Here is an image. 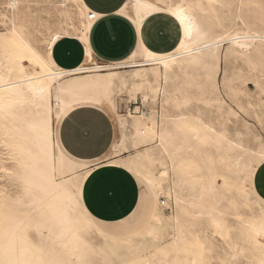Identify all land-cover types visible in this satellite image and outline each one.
I'll return each instance as SVG.
<instances>
[{"label":"bare ground","instance_id":"6f19581e","mask_svg":"<svg viewBox=\"0 0 264 264\" xmlns=\"http://www.w3.org/2000/svg\"><path fill=\"white\" fill-rule=\"evenodd\" d=\"M54 1H53V5H56V11L55 12H57L59 14L60 18L63 20V22L66 25V27H64L60 30L58 29L59 30V31H57V32H59L58 39L53 37L55 39V43L59 39H61L62 37H75V38L79 39L83 43V45L85 46L86 58H85L84 64H82L81 67H79L77 69H73V70H65V69L58 67L55 64V75L54 76L51 74L52 70H47V72L45 73V75H47L46 79L43 78L37 72H32L30 74L32 76V80L29 82L27 76L22 75L19 71L12 74L10 77L9 76V69L7 67L8 60L6 57H4L2 54H0V76L3 77V81H0V88L5 87V84L7 82L15 83V84L20 86L19 89H13L12 92H0V96H4V97L12 96L13 99L20 101V107L18 108V111L20 112L21 115H27L28 120L31 122H37L42 118V116H46L49 113H51V117L53 120V118H55V116L57 115V109L58 108L63 110L65 108H68L69 105H76L77 103L90 104V103L103 102L104 106L106 108H108L109 111L114 115V119L116 121L118 132H119L120 137H121V140L119 141V146L122 148L123 151H127V152L134 151V150H137V148L140 147L141 145L147 146L148 144L150 145V143L153 144L152 146L150 145L149 147H147L145 149L143 148L144 149L143 152L136 151L135 155H134L135 160H133V162H131L132 160H129L130 162L129 161H123V162H121V164H118V165L116 164V166H119V167H121V165H125L126 167H122V168L127 169V170L131 167H134L135 163H138V162H139V164H142V163L149 164V167H151V168L153 167V170L149 171V169H148V172L146 173V175L151 176L153 178V180L155 181V189L151 190L153 204L149 207V217H148V221H147V226L141 227L143 229V232L141 233V236L139 237L138 243L135 246L138 249V252L140 254L147 255V256L151 257L155 253L157 246H160V247L168 246V247H170L173 243L171 238L180 237L182 235L181 230H183V236H186L188 239H193V236H192L193 232L191 230H186L187 228L185 229V226L181 222L182 217L186 216L188 213V209L186 206H189L192 211L194 210V214L201 217V218H203L202 216H207L209 218V223L213 227V229L219 233L224 232L227 235V237L229 238V235H228L229 233L226 231V226H225V219L226 218H224L222 212L220 210H218V206H220L219 202H217L218 198L216 199L217 201L215 200V197L218 196V195H215L216 191H218L217 190L218 183L216 184V180H215L216 178L214 179V177H213V176H215L214 175L215 170H214L213 174H211V176H208L207 178L205 176H201V178L205 177L206 181L202 180V182H199V181H195V179L192 180L194 178L193 173L196 172L197 169H199V163L203 164V161L210 162V157L208 156V154H205V156L200 155L197 159H195V157L192 158L190 155L192 153L191 152L192 146L191 145H190L191 147L185 146L183 144V142L186 138L184 135V131H180V130L183 129L186 131L189 127H192V126L198 127L200 129V139H199V141L195 140L198 143L205 142V141H208V143H209L210 141H212L209 139V137H213V132L216 133V137H214L213 139H219V143H224L222 140H225V138L221 135V132L215 131L214 127H212V125L210 126L208 123H205L206 121L203 122L201 120L200 116H198L200 114H197V113H196L197 114L196 116L195 115L193 116V114H192V117L189 115L190 113L188 114V113H183V112H179L177 114H172V115L168 116L169 120L171 121V126H172L171 128H168L165 125L164 119H166V117L164 115L161 116L159 113L158 114L160 115L159 116L160 121H158L156 116L154 118V116H153L154 114L153 115L151 114L152 116H150V117H148V116L146 117V116H144L146 114L143 112L140 115L138 114V116H135V115L132 116L131 113H128L126 116H120V114L117 115L116 111H115L116 96L118 95V93L126 91L127 93H129L131 95V98L133 100H137L138 95H140L141 96L140 101L142 103H147L149 100H151L153 103H157V101H159L160 99L161 100L164 99L165 100L164 103H166V104L172 103L173 107L175 109L179 110V108L181 106H186L188 104V96L183 95V93H186V92H184L185 88H187V87L190 88L191 86H196V87H198L197 92H199L201 95H206V94L210 95L209 100L219 104L220 105L219 107L222 108L223 107V105H222L223 101L221 102L219 97H218L219 96L217 94L219 92L218 91V85H217L218 83H216L217 75L219 74V71H220V63H221V61L227 62L230 59H232V60L244 63L248 67V69L251 68V70L257 66L260 67L261 66L260 64H262L261 50L264 49V43L261 42L259 37L264 36V21L260 22L259 24L254 23V22L248 23L246 20H244L242 18L241 12H240L241 6H239L238 7V14H236V16H233V17L240 19V21H241L240 25H242V28H235L234 27L233 29H231L232 27L231 28L229 27L230 30H228V31L223 30L224 31L223 33H221V30H220L219 34H226L227 32L233 31V30H239L241 32H246L250 36L255 37L254 40L247 41V43H250L253 46L251 48H246V49H236L234 44H227L226 42H221L219 44V46H216L215 41H219V35H215V36L210 35V37H207L205 35V32H207V30L209 28H207L205 21H204V16H203L204 10H203V8L200 7V5H201L200 3L202 0H143V1H150L153 4H155V6L156 5L163 6L165 4L182 5L183 9L187 12V14L189 16L193 17V19L196 21L198 27L201 29L200 35L196 36L194 34V38L191 40V42L187 43L186 49L180 48V41H179L177 47L174 50H172L171 52H169L167 50L169 53L156 54V53L151 52V55H149L150 51H148V50L146 51L145 48L140 44V46L129 57H127V59L124 60L123 62L112 63V64H107V63L102 64V63H99L98 61H96L94 59V57L92 56L93 54L91 53L92 50L90 51L88 43H87L90 28H91L93 22L95 21V19H98V16L94 14L95 18L89 19V12L87 10V7L84 5V3H82V0H57V2H54ZM140 1H142V0H140ZM211 1L214 2L215 0H209L210 3H211ZM231 1H229V2H231ZM239 1H240V3L242 2V0H239ZM13 2L17 4V8L12 10V12L10 14V18H9V24L12 23L13 18H15L17 24L22 23L23 20H24V23L28 24L29 18L32 16V15H30V11H29L30 8L29 9L24 8V15H23L22 11L20 9L23 1L22 0H8V3H13ZM136 2H138V1L137 0H127L125 2V4L123 5V7L118 11V13L121 14V12H123L124 13L123 16L130 19L131 22L136 27V29H139L141 23L144 20V19H139V17L137 16V13H140V11L135 7L134 13L131 16V18L127 15V12H126L127 7L129 5H132V6L135 5ZM221 2H223V0ZM224 2H225V0H224ZM251 3H254V2L252 1ZM24 4H25V1H24ZM251 6H252V4H251ZM73 7H76V9H77V11H75L76 12L75 14H77V16H79L81 18V21H80L81 24L78 27H75L72 24H70L71 22L69 23V20H68L69 16L72 14L71 8H73ZM205 7H206V5H205ZM221 8H222V3H221ZM218 10H219V8H218ZM222 10H224V9H222ZM222 14H223V12H222ZM57 15H56V17H57ZM83 16H85L84 21H82ZM224 17H227V16H224ZM33 19L34 18H32V20ZM137 19H139V23L136 22ZM77 20H79V19L77 18ZM220 20H222V19L220 18ZM224 23H225V21H224ZM55 28H56V26H55ZM218 29H220V28H218ZM140 30H141V28H140ZM210 32H211V29H210ZM81 36L83 37V39L78 38ZM183 38L184 37H183L182 32H181V39H183ZM205 45H208V47H205ZM224 45H226V47L224 48V51L222 52ZM177 49H180V50L177 51ZM232 49H234L235 51L245 52L246 54H248L247 58L235 55L234 51H232ZM187 50H191V54H188ZM158 53H159V51H158ZM172 57H175V58L173 59ZM164 61L167 62V66H165ZM261 68H264V66L263 67L261 66ZM121 69H124V70L120 71ZM125 69H127V70H125ZM249 71H250V69H249ZM256 71L259 72L258 68ZM222 73H224V72L222 71ZM250 75H251V71H250ZM254 75L257 76V74H254ZM262 75H263V73H262ZM194 77H198L199 80L194 81ZM242 79H243V77H242ZM226 80H227L226 77L223 75L222 76V83H223L222 85H224V88L227 89V92L229 90L228 95L230 97L232 104H234V106L237 109H239L240 112L241 111L244 112L245 111L244 105L238 99H236L237 95H239V93L241 94V91H239V89H237L236 83L233 87H230L229 85H227ZM258 81H260V80H258ZM258 81H256L254 85L256 86V88L260 92L263 93L264 87H263V85H261L262 83L259 84ZM29 89H31V91H29ZM41 90H43L42 91L43 99L38 101L37 104L24 103V101L27 97L39 96L41 94ZM187 90H189V89H187ZM190 90H192V89L190 88ZM17 91H19L21 93V95H17L16 94ZM234 94H236V95H234ZM177 95H180V97H179L180 100L179 101H172V98L174 96L177 97ZM234 96H236V97H234ZM225 99H226V96H225ZM161 100H160V102H161ZM173 100H176V99H173ZM52 102H53V104H52ZM199 106H198V108H199ZM159 107H161V106L159 105ZM24 109L27 110L26 113L24 112ZM138 109H139V107H135V110H138ZM186 109L188 110V108H186ZM205 110H207V109H205ZM212 110H213V108H212ZM173 111L175 112L176 110H173ZM208 111H210V110H208ZM227 111L229 113L228 115H230V114H231V116L235 115L234 109L229 105H227V110L225 111V113ZM37 112H39L41 115L37 116L36 115ZM190 112H191V110H190ZM192 112H193V110H192ZM204 112H206V111H204ZM135 113H138V112L136 111ZM168 115H169V113H168ZM228 115H226V116H228ZM220 117H221V115H220ZM229 119H230V117H229ZM212 121H210V122L212 123ZM238 121H240V120H238ZM208 122H209V120H208ZM221 122L223 123V119ZM215 123H217V122H215ZM248 125H250V124H248ZM248 125L246 124V127ZM15 126L16 125L13 124L11 121H5L3 119H0V144L3 143L5 137L11 138V136L9 135V130L13 129ZM23 127H24V130L27 132V126L24 125ZM208 128H211L213 131H211V132L207 131L206 129H208ZM228 128H229V126H228ZM238 129H240V128L238 127ZM162 133H163V138L161 136ZM169 133H171V134H169ZM227 133H229V131ZM230 134H231V132H230ZM31 135H34V134H31ZM253 135H257V134H253ZM227 136H230V135H227ZM241 136H242V134H241ZM248 136H250V135H248ZM233 138H234V136H233ZM249 138H251V137H249ZM239 140L241 141V139H239ZM247 140H249V139H247ZM176 141H179L181 144H177ZM225 141H226L225 142L226 146L230 149V151L234 150L236 148H239V147L242 148L241 147L242 145H240L241 143L237 142V140L234 141V140H228L227 139ZM249 142H250V140H249ZM247 143L244 142L242 144H247ZM214 144L216 145L218 143L214 142ZM233 145H235L236 147H233ZM247 146L248 145H246V147ZM248 147L250 148V146H248ZM112 148H113V150H115L116 146L112 145ZM197 148H195V150H193V151L198 152L196 150ZM189 149H191V150H189ZM242 149H244V147ZM246 149L248 150V148H246ZM198 150H199V148H198ZM214 150H215V148H214ZM247 150H246V152H247ZM262 150H264L263 147L259 148L257 150L251 149L250 153L252 154V156H254V154L258 155ZM34 151L36 153H39L40 157L43 156V153L40 151L39 148H34ZM248 151H250V150H248ZM221 152H218L219 157L215 160V162H219V164H221L223 162V160L227 157L226 156L224 158L221 155ZM169 153L171 155H169ZM188 153H190V154H188ZM214 153H215V151H214ZM163 156H167L170 160V163L165 162L163 160V159H165V158H163ZM60 157H61V152H60L59 146L57 145V137L55 136V133H54L53 138L51 140V143L48 144V146H47V159L49 162V166H51L53 158H55V162H56L57 167L58 168H60L61 166L63 167V173L61 175L64 177L66 186L69 188H71L73 186V182L79 178L78 174L80 172L84 171L85 166L89 165L92 162H95V161H77V160L71 158L70 156H68L66 153L63 157V160H61ZM233 157H234V155H233ZM4 159H5V157L2 154H0V162H2ZM173 159H175L177 161V164H176L177 170L176 171H173ZM239 159H241V158H239ZM248 159H250V156ZM231 161H230V163H231ZM246 161H251V160L246 159ZM115 162H117V160ZM210 163H208V164H210ZM108 164L109 165H115V163L112 161H110ZM165 164H167V169L164 168ZM212 164H214V161L212 162ZM234 165L237 166V168L243 169L244 164H242V162H234ZM259 165L260 164L257 163L256 168ZM235 166L233 169H235ZM169 168L171 169V172L173 173L175 180L172 184L171 189L169 191H167V193H165L164 192L165 190L163 191V185H164L165 181L168 179V176H161L160 172L164 171V170H167L169 172V170H170ZM214 168H215V166H214ZM256 168H255V170H256ZM200 170H201V168H200ZM243 170H240V171H243ZM219 171L220 170H218V173H219ZM210 172H212V170ZM106 174H107V172H106ZM207 175L208 174H206V176ZM224 177H227V176L224 175ZM222 178H220V179H222ZM223 180H224V178H223ZM12 181H15L17 184H19L17 177L8 176L6 173L0 172V193H5L4 196H0V218H4L5 223H7V216L10 213L11 207L9 206V203H11L15 206H18L21 209L23 208L24 214L21 213V215L13 216V217L17 221H24V223H23L24 225H25V223H28V221H30V220H32V221L40 220L42 213L47 214L49 212L48 205L55 203L59 206H62L63 209L69 215V217L72 220L71 227L73 230L78 232L80 235L84 231L86 223H88L90 220L85 219L84 217L77 216L76 213L72 212L70 205L67 203V201H64L61 199L60 193L45 194V193H40V192L34 190L32 193V196L35 199L27 198V203L21 205V204H17L16 200H17V193L22 194L23 188H22V186H20L18 188V190L15 191L16 193L14 196L9 195V193H10L9 189H11L12 187L9 188L8 184H10V182H12ZM227 181H229V180H227ZM231 183H232V181H231ZM231 183H230V185H231ZM228 185H229L228 183L223 182V186L228 187ZM243 188H245V187H243ZM219 190H222V189H219ZM238 191L240 192L241 196H244L247 194V193H245V191H240V190H238ZM235 193H238V192H235ZM165 194L171 201H173L174 206H176V211L174 214L165 215L166 213L164 214L163 209L159 206V204H161V202H159L158 199L160 196L165 195ZM235 195L237 196V194H235ZM209 196L213 200V202L211 204V205H213V207L212 208H208V207L200 208L198 206V204L203 203L202 201H203L204 197L209 198ZM237 197L239 198V195ZM241 198H245V197H240L239 200ZM260 198H258L259 201L257 200L256 202H261L262 200H260ZM207 200H209V199H207ZM220 200H221V198H220ZM157 201L159 202V204ZM177 201H180V203L178 204ZM241 201H242V199L240 200V202ZM7 202H9V203H7ZM82 204H83V202H82ZM163 204L164 203L162 202L161 205H163ZM249 206H251V205H249ZM249 206L247 205V207H249ZM260 211H261V213H259L258 215L255 214L254 218H257V219H255L253 221H249L248 219L246 220V218H249V217L245 216V220L243 219V221H240L239 227H238L241 231L240 235L242 236V238L246 239L252 245L251 247L254 248V251H255L254 260L255 261H253L252 263L255 262L256 264H258V261L260 260V258L262 256H264V252H262L257 247L258 242L264 241V235L257 237L255 235L250 236L249 233L251 232L252 228L258 227V225L260 223V218L262 216H264V210L261 209ZM252 217L253 216H251V218ZM196 220L198 221V219H196ZM202 220L205 221L204 218ZM240 220H242V219H240ZM91 221L94 222L92 219H91ZM28 224H30V223H28ZM31 225H32L33 229L35 230L34 224H31ZM194 226H196V225H194ZM227 227H229V226H227ZM21 228H19V229H21ZM33 229H32V231H33ZM49 229H51V231H52L51 236L49 233ZM24 230H25V228H24ZM149 230H151L154 234L151 236L148 235ZM230 230H234V228L233 229L230 228ZM58 233H59V227L56 226L54 223H48L44 227L43 238H44V242H45L46 246L49 249H51L53 247V241L56 240V235H58ZM232 233H234V232H232ZM36 234H37V232H36ZM104 234H108V233H105L103 231H100L98 233L101 245L104 248H106L107 250H111V241L106 240ZM198 234H199V232H198ZM39 241H40V236L37 234V239L33 243H36ZM247 241H245V243ZM88 242L86 241L87 244H88ZM98 242L99 241H97L95 243H98ZM247 246H250V245H247ZM180 247L183 248L182 243H181ZM234 247L236 248V246H234ZM251 247H250V249H251ZM209 249H211V247L210 248L203 247V259H204V257H207V256H205V252H208ZM230 249H232V247ZM242 249H243V247H242ZM242 249L240 248V249H238V251L240 253H243L244 249L243 250ZM110 253H112V252H110ZM97 254H100V252ZM55 255L56 256H62L64 259H68L70 254L65 253L62 248H58ZM210 255H211V253H210ZM112 257H113L112 261H114L115 264H121V261L125 258H137L133 254L128 253V252H123L120 255H115L112 253ZM231 257L237 258L236 255H233ZM76 258H77V260L79 259V257H76ZM160 258L161 259H167V257H163V256H161ZM193 258L197 261H199L201 259L199 249L197 250V254ZM103 259H105V257L102 255V257L98 258V260H94V262H95V264H106V261ZM207 261H209V260H207ZM247 261H246V264H247ZM248 263H250V262H248Z\"/></svg>","mask_w":264,"mask_h":264},{"label":"snow or ice","instance_id":"6c2138e0","mask_svg":"<svg viewBox=\"0 0 264 264\" xmlns=\"http://www.w3.org/2000/svg\"><path fill=\"white\" fill-rule=\"evenodd\" d=\"M104 0H96L99 7L96 8V12H103ZM123 0H121V3ZM87 3V0H86ZM6 8L14 10L17 8L16 3H7ZM120 7L119 4L116 5ZM139 8H151L150 4L137 3L135 6ZM204 8L203 5H200ZM89 16L95 18L92 6L88 5ZM157 13H167L171 17V20L164 22V26L172 21H175L180 26L183 39H180V48H185L187 43L191 42L194 38V34L199 36L201 29L198 27L196 21L192 16H189L183 9L182 5L165 4L163 6L156 5L154 9ZM121 15H124L121 12ZM131 18V13L128 14ZM139 19H143L140 13H137ZM139 19L136 20L139 23ZM0 54L8 60L9 76L19 71L22 75L27 76L29 82L32 80L30 75L32 72H37L43 78H47L45 73L47 70H52L51 74L55 75V53L54 44L55 38L58 39L59 32L54 31L52 35H45L43 29L37 26V31L27 26L26 23L17 24L15 18L12 19V23L9 24V16L3 15V20L0 21ZM219 35V41H215L216 46H219L221 42L227 44H234L236 49L251 48L253 45L247 43L249 40H254L255 37L250 36L246 32L239 30L229 31L226 34L215 33ZM40 37H43L41 39ZM83 39V37H78ZM151 38L150 33H145L141 28L139 43L145 44L147 39ZM167 37L161 36V39ZM262 43H264V36L259 37ZM208 47V45H205ZM147 51V49H145ZM180 49H177L179 51ZM188 54H191V50H187ZM234 51V54L240 57L247 58L245 52ZM151 55V52H149ZM262 64H264V49L261 50ZM173 59L175 57H172ZM26 62V63H25ZM165 66L167 62L164 61ZM0 81H3V77L0 76ZM19 85L11 82H7L5 87L0 88V92H12L13 89H19ZM31 91V89H29ZM27 97L24 103L37 104L38 101L43 99V95ZM21 95L19 91L16 93ZM20 107V101L15 100L12 96L4 97L0 96V119L5 121H11L16 126L9 130L11 138L5 137L2 144H0V154L5 159L0 162V172L6 173L8 176L17 177L19 184L15 185L17 188L22 186L23 192L17 193V204H26L27 198L35 199L32 196L33 191L40 193H60L61 199L67 201L70 205L71 211L76 213L77 216L84 217L85 219H91V213L87 212V205L82 204L84 198L83 184L87 183L88 176L93 172V169L97 166H102V161H97V165H87L83 172H80L79 178L73 182L71 188L66 186L63 173V167H57L55 158H53L51 166L47 159V146L51 143L53 134L57 137V145L60 148L61 160L65 153L77 155L80 153L90 152L97 146L102 139L105 128L107 126L108 119L112 114L108 108L104 106L103 102L100 103H77L76 105H69L68 108L63 110L57 109V115L55 116L56 127H52L51 113L37 122H31L28 120L27 115H21L18 111ZM139 111V109H138ZM26 113L27 110L24 109ZM37 116L41 114L36 113ZM261 125L264 126V118H261ZM24 125L27 126V132L24 130ZM207 131H213L211 128ZM184 131L185 138L189 141L200 139V129L192 126ZM14 133V134H13ZM34 134V135H31ZM171 134V133H169ZM154 135V134H153ZM163 138V133L161 134ZM216 137V133L213 132V137H209L212 142L219 143V139H213ZM233 147H236L233 145ZM34 148H39L43 153L40 157L39 153L34 151ZM191 150V149H189ZM169 155H171L169 153ZM111 159V157H108ZM257 163L261 167V171H264V150L258 155L254 154L250 163L246 162L243 171L237 170L235 173V179L237 183L243 181L245 185V193H247V184L252 177ZM177 161L173 159V171H176ZM121 167H126L121 165ZM167 169V164L164 165ZM182 170V169H181ZM128 171L134 170L129 168ZM136 180L139 182L141 189L143 190L147 185L150 190L155 189V181L149 175H142L139 172H134ZM161 176H168L167 170L160 172ZM219 178V174H217ZM231 177H225L226 180ZM5 193H0V196H4ZM11 195V193H9ZM179 204L180 201H177ZM261 208L264 209V200L261 201ZM49 212L47 214L42 213L41 219L36 221H28L30 224H34L35 231L40 236V241L33 243L28 240L26 233L19 231L20 226L24 221H17L11 215L7 216V223L4 218H0V264H95L93 260L89 258L90 254H94L95 249H89L88 244L82 236L72 229V220L63 209L55 203L48 205ZM30 215V214H29ZM48 223H54L59 227V233L56 235V240L53 241V247L49 249L43 238L44 227ZM15 225V226H14ZM143 229L138 225L132 226L129 224L125 227H117L116 231L111 234H104L106 240L111 241V251L115 255H120L123 252H128L136 256L137 258H125L121 261V264H205L203 259V244L201 238L192 233L193 239H188L182 235L180 237L171 238L173 243L170 247L157 246L155 253L149 257L147 255L140 254L135 247L138 243L139 237ZM50 236L52 235L51 229H49ZM154 233L149 230L148 235ZM222 239L223 233H219ZM249 235H255L257 237L264 235V216L260 218L258 227L252 228ZM58 242V243H57ZM181 243L183 248L180 247ZM213 243H215L213 241ZM255 243V242H254ZM257 247L264 252V241L257 243ZM58 248H62L65 253H69V258L64 259L62 256H56ZM200 250L201 259L195 260L193 257L197 254V250ZM167 257V259H161L160 257ZM76 257H79L77 260ZM233 264H238L235 257L231 258ZM106 264H115L114 261L106 262ZM224 264H228L227 261ZM258 264H264V256L260 258Z\"/></svg>","mask_w":264,"mask_h":264},{"label":"rangeland","instance_id":"374dc122","mask_svg":"<svg viewBox=\"0 0 264 264\" xmlns=\"http://www.w3.org/2000/svg\"><path fill=\"white\" fill-rule=\"evenodd\" d=\"M22 1L23 2H22V5H21L20 9H21L23 15H24V8H27V9H29V8L31 9L32 8L31 9L32 11L30 9H29V11H30V15H32L31 17L34 18V19L32 20V18L30 17L31 19L29 18V21H28L30 24L28 23L27 26L30 27L33 30V32H36L37 31V26H39V28L43 29V32H44L45 35H51L54 31H59L60 29L66 27L65 23L60 18L59 14L57 12H55L56 11V5H53V1L54 0H50V1L49 0H22ZM24 1H25V4H24ZM137 1L139 3H141V4H150V5H152L151 8H144V9H147V11L145 10L146 13H145L144 19L147 18L151 14L157 13L154 10L155 9V4H153L152 2L143 1V0L142 1L137 0ZM221 1L222 0H219V1L215 0L214 1L215 3L213 1H211V3H210L209 0H202L201 3H200L201 5L204 6V8H203V10H204V13H203L204 21H205V24H206L207 28H209L207 30V32H205V35L207 37H210V35L211 36H215V33H220V30H221V33L224 32L223 30L228 31V30H230L231 27H232L231 29H233L234 27L235 28H242V25H240L241 24L240 19H238L236 17H233V16H236V14H238V7L239 6H241V11L240 12H241L242 18L244 20H246L248 23H253L254 22V23L259 24L260 22L264 21V0H242L241 3H240L239 0H232L233 2L231 0H228V1L225 0V2H224V0H223V2H221ZM229 1H231V2H229ZM252 1L254 3H251ZM54 2H57V0H55ZM138 2H136L135 5H133V6L129 5L127 7V11H126L127 15L129 13H131V16L133 15L134 10H135V6H136V4ZM7 3H8V0H0V9H1L0 10V21L3 20V15L4 14L9 15V18H10V14H11L12 10L5 7V5ZM221 3H222V8H221ZM204 4L206 5V7H205ZM251 4H252V6H251ZM218 8H219L220 11L218 10ZM142 9L143 8H139L138 10L141 12ZM222 9H224V10H222ZM71 10H72V14L68 18L69 23L71 22L70 24H72L75 27H78L81 24V22H80L81 18L79 16H77V14H75L76 13L75 11H77L76 7L71 8ZM222 12H223V14H222ZM56 15H57V17H56ZM224 16H227V17H224ZM83 17H82V21L85 20V16H83ZM77 18L79 20H77ZM220 18L222 20H220ZM70 19L71 20L73 19V20L71 21ZM224 21H225V23H224ZM22 23H24V20L22 21ZM0 26H2V24H0ZM55 26H56V28H55ZM218 28H220V29H218ZM210 29H211V32H210ZM40 38L43 39V37H40ZM225 47H226V45L223 46L222 52L224 51ZM260 65L262 67L264 66L263 64H260ZM261 66L260 67L257 66V67H255L252 70H251V68H249L250 71H251V75H250V71H249L248 67L242 62H238V61H235V60H232V59H230L227 62H224V61L222 62L221 61V63H220V71H219V74L217 75L216 83H218L217 85H218V91H219V92L217 91L218 92L217 94L219 95L218 97H219L220 101L221 102L223 101L222 105H223L224 108L223 107L222 108L219 107L220 106L219 104L209 100V96L210 95H208V94L201 95L199 92H197L198 91V87H196V86H191L190 88L192 90H190V88H188V87L185 88L184 92H186V93H183V95L188 96V104L186 105L187 107L186 106H181L179 108V110L175 109L173 107L172 103H169V104L164 103V101H165L164 99H162V100L160 99L161 102L159 100V101H157V103H153L151 100H149L147 103H142L140 101L141 100V96L140 95H138L137 100H133L131 98V95L129 93H127L126 91L118 93V95L116 96V108H115V111H116L117 115L120 114V116H126L128 113H131L132 116H134V115L138 116V114L140 115L143 112V113L146 114V115H144L146 117L147 116L150 117V116H152L154 114L153 115L154 118L156 116L158 121H160V117L159 116L160 115L161 116L164 115L166 117V119H164L165 125L168 128H171L172 127L171 126V121L169 120L168 116H170L172 114H177L179 112L188 113V114L190 113L189 115L191 117H192V114H193V116L194 115L196 116L197 114H200L198 116H200L201 120L203 122L206 121L205 123H208L210 126L212 125V127H214L215 131L221 132V135L225 138V140H227V139L228 140H234V141L237 140V142L241 143L240 144V145H242L241 147L242 148L244 147V149L239 147V148H236V149L230 151V149L226 146V143H225L226 141L225 140H222L224 143H218L216 145L214 144V142H212L210 140H209L210 141L209 143H208V141L198 143L195 140L189 141L188 139H185L184 142H183V144L185 146H190V145L192 146V147L190 146L191 149H192V151H191L192 153L191 154L188 153V154L191 155L192 158L195 157V159H197L200 155L205 156V154H208V156L210 157V162L211 163L207 162V161L206 162L203 161V164L199 163V169H197V171H196L197 173L196 172L193 173L194 178L192 180L195 179V181H199V182H202V180L206 181L205 179L208 176H211V174H213V172L215 170V173H214L215 176H213V177H214V179L216 178L215 179L216 180V184L218 183L217 190L219 191V192L216 191L217 194L215 193V195H218V196L215 197V200L218 198L217 199L218 201L216 200L217 202H219V205H220V206H218V210H220L222 212L224 218H226L225 219V226H226V231L229 233L228 234L229 238H228L227 235L224 232H222V233H224L223 234L224 239H222L221 236L219 235V232L215 231L213 229V227L210 225L209 218L207 216H202L204 218V220H205V221H203L202 220L203 218H201V217H199V216L194 214V210L192 211L189 206H186L187 209H188V213H187L186 216L182 217L183 220L181 219V222L185 226V229L187 228L186 230H191L192 232H195L201 238V241L203 242L202 243L203 247H206V248H210L211 247V249H209L208 252H205V256H207V257H204V262L206 261L205 264H209V263L210 264H224L225 261H227L228 264H233V262L231 260V258H232L231 256H233V255L237 256V258L236 257L235 258H236V261L238 262V264H246L247 260H248L247 264H256L255 262L252 263L253 261H255L254 260V255H255L254 248L251 247L252 245L246 239L242 238V236L240 235L241 231H240V229L238 227H239L240 221H243V219L245 220V216L250 218V219L246 218V220L248 219L249 221H253V220L257 219V218H254L255 214L258 215L259 213H261V211H260L262 209L261 208V202H256V201L260 197H261L260 200H264V171H261V167H262L261 165H259L256 168V170H254V172H253L254 175H252V177L249 179V182H248V184L246 186L247 189H248L247 190V194L248 195L246 194L244 196H241L240 192L238 190L245 191V188H243L245 186H244L243 181H240L237 184V180L235 179V173L237 172L236 170H239L240 168H237V166L234 165V162H242V164H244L243 165V169H244L245 165H246V162L249 163L253 159V156L250 153L251 149L252 150H257V149L262 148V147L264 148V126H262L261 122H260L261 118H264V92L263 93L260 92L256 88V86L254 85L256 81L260 80V81H258V83L259 84L262 83L261 85H263V87H264V68H261ZM257 68H258L259 72L256 71ZM122 70H124V69H121L120 71H122ZM125 70H127V69H125ZM221 70L224 73H222ZM262 73H263V75H262ZM254 74H257V76L254 75ZM221 75L222 76L224 75L226 77L227 85H229L230 87H233L235 85V83L237 84L236 85L237 89H239V91H241V94L238 92L239 95H237V97L236 96H234V97H236V99H238L244 105V107H245V111L244 112H242V111L240 112V110L237 109L234 106V104H232V102L230 100V97L228 95L229 90L227 92V89H225L224 85H222L223 83H222V76ZM242 77H243V79H242ZM196 80H199V78L198 77H194V81H196ZM187 89H189V90H187ZM234 95H236V94H234ZM225 96H226V99H225ZM179 97H180V95H177V97L174 96L172 98V101H179L180 100ZM173 99H176V100H173ZM52 104H53V102H52ZM159 105L161 107H159ZM227 105L231 106L234 109V112H235L234 116L233 115L231 116V114L228 115L229 114L228 111L226 112L227 114L225 113V111L227 110ZM198 106H199V108H198ZM135 107H139V111L135 110L134 109ZM185 107L188 108V110ZM211 107L213 108V110H212ZM205 109H207V110H205ZM173 110H176V111L174 112ZM190 110H191V112H190ZM192 110H193V112H192ZM203 110L206 111V112H204ZM208 110H210V111H208ZM136 111L138 113H135ZM168 113H169V115H168ZM220 115H221V117H220ZM226 115H228V116H226ZM229 117H230V119H229ZM54 119L55 118H53V120H52V127L53 128L56 127V123H55ZM110 119L112 120V123L114 125V141H113L114 143H113V145H115L116 148H115V150H113V148H111L112 150L109 151L105 155V157H103V159L106 160L103 163H105V164L107 163L108 164L110 161H112V162L115 163V165L116 164L118 165V164H121V162H123V161L132 160L131 162H133V160H135L134 155H135L136 151L143 152L145 148L149 147L150 145L151 146L153 145L152 143H150V145L148 144L147 146H144V145L142 146L141 145L140 147L137 148V150H134V151H129V152L123 151L122 148L119 146V141L121 140V137H120V134L118 132V128H117L116 121L114 119V115L113 114H112ZM207 119L209 120V122H208ZM222 119H223V123L221 122ZM238 120H240V121H238ZM210 121H212V123ZM215 122H217V123H215ZM246 124L247 125L250 124V125H248L246 127ZM228 126H229V128H228ZM238 127L240 129H238ZM228 131H229V133H227ZM230 132H231V134H230ZM241 134H242V136H241ZM253 134H257V135H253ZM227 135H230V136H227ZM246 135L247 136L250 135V136L247 137ZM233 136H234V138H233ZM249 137H251V138H249ZM239 139H241V141ZM247 139H249L250 142ZM243 141L245 143L248 142L249 144L248 143L247 144H242V143H244ZM176 143L177 144H181L179 141H176ZM246 145L250 146V148L248 146L246 147ZM197 147L199 148V150H198ZM195 148H197L196 150L198 152L193 151V150H195ZM214 148H215V150H214ZM246 148H248V150H250V151H248ZM246 150H247V152H246ZM214 151H215V153H214ZM218 152H221V155L224 158L227 156L223 160V162L221 164H219V162H215V160L219 157ZM233 155H234V157H233ZM113 156H114V158H113L114 160L113 159H109L108 160V157H113ZM249 156H250V159H248ZM163 158H165V159H163L165 162L170 163V160H169V158L167 156H163ZM239 158H241V159H239ZM103 159H100L99 161H102ZM246 159L247 160H251V161H246ZM116 160H117V162H115ZM97 161L92 162L89 165H97ZM213 161H214L215 165L212 164ZM230 161H231V163H230ZM208 163H210V164H208ZM214 166H215V168H214ZM234 166H235V169H233ZM200 168H201V170H200ZM131 169H133L134 171L130 172L127 169H125V170L128 173H130L134 177V179L136 180L134 172H139L140 174L143 173L142 175H145L148 172V169H149V171H151V170H153V167L151 168V167H149V164H144V163L139 164V162H138V163H135L134 167H131ZM217 169L220 170L219 173H218ZM243 169H240V170H243ZM211 170H212V172H210ZM206 174H208V175L206 176ZM217 174H219V178L218 179L216 177ZM223 174L225 176H227V177L230 176L232 178L228 179L229 181H227ZM201 176H205L206 178L205 177L201 178ZM222 177L224 178V180H223ZM220 178H222V179H220ZM174 180H175V177H174V175H173V173L171 172V169H170L169 170L168 179L165 181V183L163 185V191L165 190L164 191L165 193H167V191H169L171 189ZM230 180L232 181V183H231ZM136 182H137L138 189H139L138 199H137L135 207L133 208V210L128 215H126L124 218H122L120 220L112 221V222L100 221V220L94 218L91 215V219L94 222H92L91 219H90V221L88 223H86L84 231L81 233V235L87 242L89 241L88 242L89 249H93L94 247L96 248V249L94 248L95 249L94 254H90L89 255V258L91 260H93V261L94 260H98V258L102 257V255L105 257V259H103V260H105L106 262H109V261L113 260L112 253H110L112 251L111 250H107L106 248H104L101 245L100 238L98 236V233L100 231H103L105 233L111 234V233L116 231L118 226L119 227H125V226H128L129 224H131L132 226L138 225L140 228L143 227V226H147V221H148V217H149V207L153 204L152 194H151V190L147 187V185L142 190L141 187H140L139 182L137 180H136ZM223 182L228 183L229 184L228 187L223 186ZM229 182L231 183V185H230ZM10 184H8V187L9 188L12 187V188L11 189L8 188V189H9L11 195L14 196L15 193H16L15 191L18 190V188L15 187V185H17V183L15 181H12V182H10ZM219 189H222V190H219ZM235 192H238V193H235ZM235 194H237V196L239 195V198L240 197H245V198L247 197V198L246 199L245 198H241L242 201L240 202L241 199L239 200V198ZM220 198H221V200H220ZM207 199H209V200H207ZM158 201L161 202V204H162V202L164 204L161 205V204H159ZM158 201L157 202H158L159 206L163 209L164 214L166 213L165 215H171V214L175 213L176 206H174L173 201H171L166 196V194L160 196ZM202 202L203 203L198 204V206L200 208H203V207L212 208L213 207V205H211L213 200H212V198L210 196H209V198L208 197H204ZM7 203H9V202H7ZM247 205L248 206L251 205V206L247 207ZM9 206L11 207V208L10 207L9 208H10V213H11L12 216H18V215H21V213H23V208L21 209L18 206H15V205H13L11 203H9ZM262 210H264V209H262ZM251 216H253V217L251 218ZM196 219H198V221ZM240 219H242V220H240ZM194 225H196V226H194ZM227 226H229V227H227ZM23 227L25 228V230H24ZM20 228L21 229H19V231L21 233H26L27 237L29 236L28 239L31 242H35L36 241L37 234H36V232L33 229L31 224H28V223H25V225L22 224L20 226ZM230 228H232V229L234 228L235 231L234 230H230ZM32 229H33V231H32ZM197 231L199 232V234H198ZM232 232H234V233H232ZM97 241H99V242L95 243ZM213 241L215 243H213ZM245 241H247V242L245 243ZM233 245L236 246L237 249ZM247 245H250V246H247ZM231 247H232V249H230ZM242 247H243L244 250L242 249ZM250 247H251V249H250ZM240 248L243 250V253H240L238 251V249H240ZM99 252H100V254H97ZM210 253H211V255H210ZM207 260H209V261H207ZM248 262H250V263H248Z\"/></svg>","mask_w":264,"mask_h":264},{"label":"crops","instance_id":"0c3cea01","mask_svg":"<svg viewBox=\"0 0 264 264\" xmlns=\"http://www.w3.org/2000/svg\"><path fill=\"white\" fill-rule=\"evenodd\" d=\"M126 1L123 0L121 3V0H104V11L97 13L95 10L99 5L96 0H87V3L86 0H82L88 12V5H91L93 13L98 16L90 28L87 39L96 61L112 64L126 60L140 46V28H143L146 34H151V38L147 39L145 44H141L148 51L165 54L177 47L181 39L178 23L172 21L164 27V22L171 20L166 13H154L144 19L147 9L143 8L140 13L144 20L140 28L136 29L130 19L118 13ZM117 4L120 5L119 8L116 7ZM161 36L167 38L161 39ZM53 48L55 64L58 67L73 70L84 64L85 46L79 39L62 37ZM113 141L114 125L112 120L108 119L103 137L95 148L87 153L66 154L77 161H97L112 150ZM113 158L114 156L111 157ZM83 189L82 202L87 205V211L94 218L105 222L117 221L128 215L135 207L139 194L137 182L130 173L122 167L105 163L93 169L87 183L83 184Z\"/></svg>","mask_w":264,"mask_h":264},{"label":"built area","instance_id":"2783aa9c","mask_svg":"<svg viewBox=\"0 0 264 264\" xmlns=\"http://www.w3.org/2000/svg\"><path fill=\"white\" fill-rule=\"evenodd\" d=\"M89 19H94V18H92V17L89 16ZM96 20H97V19H95V21H96ZM134 109H135V108H134Z\"/></svg>","mask_w":264,"mask_h":264}]
</instances>
